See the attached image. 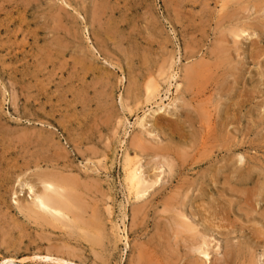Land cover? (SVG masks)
Masks as SVG:
<instances>
[{"label": "rangeland", "instance_id": "1", "mask_svg": "<svg viewBox=\"0 0 264 264\" xmlns=\"http://www.w3.org/2000/svg\"><path fill=\"white\" fill-rule=\"evenodd\" d=\"M129 161L156 184L138 199ZM53 174L72 222L31 214ZM262 214L264 0H0V264H186L195 234L205 264H264Z\"/></svg>", "mask_w": 264, "mask_h": 264}, {"label": "bare ground", "instance_id": "2", "mask_svg": "<svg viewBox=\"0 0 264 264\" xmlns=\"http://www.w3.org/2000/svg\"><path fill=\"white\" fill-rule=\"evenodd\" d=\"M167 2V1H166ZM106 5V4H105ZM102 7V6H101ZM104 8H106V6L104 7ZM97 10H99V9H97ZM99 12V11H98ZM102 13V12H101ZM99 14V13H98ZM104 14V13H103ZM103 14L101 15V17L103 16ZM106 14V13H105ZM92 16H94V13L92 14ZM96 17V16H95ZM100 17V18H101ZM94 18V17H93ZM98 17H96V19H97ZM98 20H100V19H98ZM233 20V19H232ZM101 22V21H100ZM99 22V23H100ZM98 24V23H97ZM247 25V24H246ZM102 26H104V25H102ZM109 26V25H108ZM100 28H102L103 29V27H100ZM106 28V27H105ZM104 28V29H105ZM108 28V27H107ZM100 30V29H99ZM98 32V31H97ZM106 32H108L109 33V31H105V33ZM246 32V30H245V28H242V29H237V30H235V31H232L231 33H232V35H234V39H235V37H237L238 38V36H240V34H244ZM96 33V32H95ZM99 33V32H98ZM101 33V32H100ZM107 33V34H108ZM103 35V34H102ZM111 36V35H110ZM105 37V36H104ZM96 38V37H95ZM98 38V37H97ZM96 38V39H97ZM226 38V37H225ZM106 39H107V37H106ZM108 40V39H107ZM223 41V40H222ZM104 42V41H103ZM219 43V42H218ZM221 43V42H220ZM223 43V42H222ZM226 43V42H225ZM224 43V44H225ZM223 44V45H224ZM216 45V44H215ZM224 47V46H223ZM225 48H218V55L217 56H220V57H224L225 55H226V53H225ZM230 50V49H229ZM217 52V51H216ZM219 58V57H218ZM229 58H230V56H229ZM193 75V74H192ZM190 78V82L188 83L190 86H191V88H193L194 87V85H195V81H196V78L194 77V76H191V77H189ZM188 79V78H187ZM192 83H194V84H192ZM152 85H150V87H151ZM157 89V88H156ZM152 90H153V88H152ZM149 91V88L147 87V92ZM151 91V90H150ZM153 92V91H152ZM157 92V91H156ZM148 93H150V92H148ZM253 99V98H252ZM205 113V112H204ZM197 114V113H196ZM199 116V115H198ZM200 116H205L204 114H200ZM207 116V115H206ZM206 118H208V117H206ZM206 118H201L202 120L203 119H206ZM191 119V118H190ZM159 120H161V118L159 117V118H157L156 119V122L158 121V123H160V121ZM208 124H210L209 126L212 128L211 130H210V128H209V131L212 133V134H214V136H215V138H217V137H220L221 135H220V132L222 131L221 129L220 130H218L217 129V127H216V123L215 122H212L211 120H208ZM191 123H193V122H191ZM199 124H201V121L199 122ZM223 124V123H222ZM224 125V124H223ZM208 126V127H209ZM202 127V126H201ZM206 130H208V128L206 129ZM219 131V132H218ZM207 132V131H206ZM210 133V134H211ZM217 134H219L220 136H218ZM211 137H209L208 139H210ZM227 138V137H226ZM194 141H195V139L194 138H192ZM204 139H205V137H204ZM206 139H207V136H206ZM207 139V140H208ZM229 139L230 138H227L226 139V141H225V143H224V146H222L221 148L222 149H224V147H226L225 149H227L228 151L230 150V148H229V145H228V143H230V141H229ZM206 142V141H205ZM192 144V143H191ZM196 144V143H195ZM205 143L203 142V144H201L200 143V145H204ZM199 145V146H200ZM210 145H211V143H210ZM139 146V145H138ZM205 147H207V145H204ZM143 148H145V147H143ZM142 148V149H143ZM209 148H210V146H209ZM202 149V148H201ZM211 149H213V145H212V148ZM145 150H146V148H145ZM144 149H143V151H145ZM148 150V149H147ZM176 150H177V148H176ZM149 151V150H148ZM203 151V150H202ZM210 151V150H209ZM176 152V154L174 155V157H175V159L176 160H178L179 158L180 159H183L185 156H186V154H185V152H183L182 150H180V152H177V151H175ZM211 152V151H210ZM166 155H168V154H165L164 156H166ZM211 155V154H210ZM204 156H206V155H204ZM126 157V156H125ZM186 157H188V156H186ZM207 157V156H206ZM205 158V157H204ZM133 159V158H132ZM126 160H129V157H128V159H127V157H126ZM138 163H139V161H137ZM136 162V163H137ZM129 163L132 165V166H130V167H128L129 169H128V171H130L129 172V174H128V177L126 178L127 179V181L128 182H126V183H128L129 184V189H130V194H135V196L137 197V199L138 198H140V196H141V194L142 193H144V192H146V191H149L148 190V188H150V187H153V184L155 183V182H153V181H151V182H153L152 184L150 183V184H148V185H145L144 184V180H142V177L140 178V173H139V171H141L140 170V168H138V169H133V167H134V165H135V163L133 162V161H129ZM125 164V163H124ZM128 164V163H127ZM126 164V165H127ZM129 164V165H130ZM137 165V164H136ZM125 166V165H124ZM139 166V165H138ZM169 166V165H168ZM174 166V165H173ZM180 167H182V166H180ZM124 168V167H123ZM246 168V167H245ZM172 170V169H171ZM124 173H126V172H124ZM127 174V173H126ZM142 176V175H141ZM42 178H39V180H40V182H41V184H43V187H44V189L43 190H41L37 195H36V198H35V200H34V202L33 203H31V204H33V206H32V213L31 214H35L36 216H34L36 219H39V220H41V219H44V216H49V217H51L52 219H53V221H61V220H64V219H69L70 220V222H72V219L73 218H75V219H78L79 218V216H78V214L80 213L79 211H77L76 209H75V207L73 206V204L75 203V204H77V205H79V203L81 202L80 200H79V196H76V195H74V193L73 192H75V193H78V191L76 192V191H72V188L71 187H73L72 185L74 184V182H73V184L71 185V182L70 181H72L71 179H69L67 176H61V175H56V174H53V175H50V176H41ZM125 177V176H124ZM159 181V180H158ZM157 182V181H156ZM20 185H22V180H19V182H18ZM230 183V182H229ZM147 184V183H146ZM154 185H156V184H154ZM74 187H75V185H74ZM191 187V186H190ZM189 188V187H188ZM232 188H234V187H231V189ZM20 192H22V191H20ZM80 192V191H79ZM179 192H181L180 190H179ZM73 193V194H72ZM81 194V192L79 193V195ZM82 195V194H81ZM174 197H177L178 198V196L177 195H175ZM82 198V197H81ZM187 198V197H186ZM180 199H181V197H180ZM172 201V200H171ZM174 201V200H173ZM79 202V203H78ZM84 202V201H83ZM15 205H17L18 204V202L17 201H15V203H14ZM183 204V203H182ZM80 205H82L81 207H83V204H80ZM79 205V206H80ZM231 205V204H230ZM181 207L182 205H178V207ZM21 207V206H20ZM29 207H31V206H29ZM167 207V206H166ZM142 208V207H141ZM182 208V207H181ZM202 208V207H201ZM80 209V208H79ZM83 209V208H82ZM138 210V209H137ZM203 210V209H202ZM205 210H207V209H205ZM214 210V209H213ZM81 211V210H80ZM135 211V210H134ZM215 211V210H214ZM138 212V211H137ZM206 212H209V211H206ZM263 212V211H262ZM135 213V212H134ZM139 213V212H138ZM141 213H142V211H141ZM180 213V212H179ZM210 214V215H209ZM214 214V215H213ZM216 214H218V213H216V211H215V213H208V215L209 216H211V217H215L216 216ZM137 215V214H136ZM168 215V214H167ZM206 215V214H205ZM178 216V215H177ZM180 217H182L181 216V214L179 215ZM70 217H72V219L70 218ZM183 218V217H182ZM219 218V217H218ZM262 218H263V220H264V214H262ZM61 219V220H60ZM81 219V218H80ZM184 219H186V218H184ZM74 220V219H73ZM177 220V219H176ZM212 220V219H211ZM34 221V220H33ZM75 221H77V222H80L79 224H82V221L81 220H75ZM173 221V220H172ZM206 221V220H205ZM62 222V221H61ZM64 222V221H63ZM84 222V221H83ZM214 222V221H213ZM212 222V223H213ZM216 222V221H215ZM169 223V222H168ZM179 223V222H178ZM211 223V221H210V223H209V225L207 226V230H210V228H214L215 226L213 225ZM233 223V222H232ZM66 224V223H65ZM173 224V223H172ZM175 225V224H174ZM176 225H178V224H176ZM74 226V225H73ZM167 226V225H166ZM232 226H234L233 224H232ZM170 227V226H169ZM176 227V226H175ZM210 227V228H209ZM228 227H230V226H228ZM177 228H179V227H177ZM217 228H219V227H217ZM223 228V227H222ZM215 229V228H214ZM213 229V230H214ZM223 229H227V228H223ZM178 230V229H177ZM194 228L193 227H190L189 225H186V224H180V229L178 230V231H176V233H175V236H173V237H178V235L180 234H182L184 231L186 232V233H194ZM197 230V229H196ZM206 230V229H205ZM262 231V230H261ZM260 230H257V231H254L255 232V236H254V238L255 239H260V238H264V233H262ZM2 232H3V230H2ZM206 232V231H205ZM264 232V231H263ZM185 233V234H186ZM229 233V232H228ZM163 235H164V238H163ZM196 235V234H195ZM195 235H193L194 236V238L192 237L190 240H184V244H186V246L185 247H182V248H190V249H188V250H190L189 252L191 253L190 254V256H189V254H188V252H187V254H186V252H185V254L187 255V256H189V257H191V260H190V258H189V262H188V259H186L187 260V262H188V264H205L207 261H209V252H208V246H209V244H208V242L207 241H205L204 239H202L203 238V235L202 234H200V236H198L199 237V239L197 240V238L195 237ZM198 235V234H197ZM196 235V236H197ZM230 235V234H229ZM259 235H261V236H259ZM158 236L161 238V239H164L166 242H165V244H168L167 245V247L165 248L167 251L168 250H171L172 251V249H171V247H172V245H173V241H172V236H171V240H170V237L167 235V234H165V231H163V233H161V235H159L158 234ZM157 236V237H158ZM169 237V238H168ZM177 239V238H176ZM172 241V242H171ZM183 241V240H182ZM214 241V240H213ZM161 243H162V241H160ZM171 243H172V245H171ZM179 242H177L176 240H175V245L176 246H178L179 244H178ZM211 243V242H210ZM219 244V243H218ZM162 245V244H161ZM163 246V245H162ZM226 247H227V249H226V256H225V258H230L231 259V257L234 255V253H235V251H236V249L235 248H233L232 247V245H229V243H228V241L226 240ZM173 248V247H172ZM212 248V247H211ZM163 249V248H162ZM161 250V249H160ZM175 250V249H174ZM180 251V250H179ZM187 251V250H186ZM238 252H239V254H238V261H241V264H255V258L253 257V255H246V254H244V252H243V250H242V248H239L238 250H237ZM219 252V251H218ZM170 253V252H169ZM175 252L173 251V254H174ZM253 253V252H252ZM183 254V253H182ZM169 255V254H168ZM170 255H172V254H170ZM184 255V254H183ZM164 256H165V259H167L166 257H167V254L165 255V253H164ZM173 256V255H172ZM185 256V255H184ZM181 258H183V257H181ZM188 258V257H187ZM181 260V259H180ZM141 261H143V260H141ZM171 261V260H170ZM161 262V261H160ZM160 262H158V263H160ZM169 262V261H168ZM187 262H186V264H187ZM211 262V261H210ZM164 262H161V264H163ZM172 262H170V264H171ZM233 263V262H232ZM236 263V262H235ZM138 264H140V263H138ZM153 264V263H152ZM216 264V263H215ZM240 264V263H239Z\"/></svg>", "mask_w": 264, "mask_h": 264}]
</instances>
